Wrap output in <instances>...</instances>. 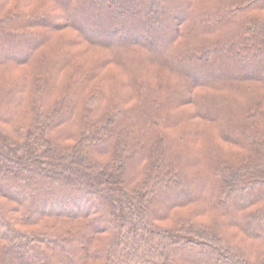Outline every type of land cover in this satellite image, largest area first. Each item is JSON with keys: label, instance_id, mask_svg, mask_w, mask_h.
Listing matches in <instances>:
<instances>
[{"label": "trees", "instance_id": "16d2710c", "mask_svg": "<svg viewBox=\"0 0 264 264\" xmlns=\"http://www.w3.org/2000/svg\"><path fill=\"white\" fill-rule=\"evenodd\" d=\"M0 264H264V0H0Z\"/></svg>", "mask_w": 264, "mask_h": 264}, {"label": "rangeland", "instance_id": "374dc122", "mask_svg": "<svg viewBox=\"0 0 264 264\" xmlns=\"http://www.w3.org/2000/svg\"><path fill=\"white\" fill-rule=\"evenodd\" d=\"M162 43V42H161ZM157 45L159 44L158 42L156 43ZM196 70H201V73H196L198 71ZM189 71L191 72V74L194 76V78H203L206 74H211V75H216L217 74V71L218 70H212V69H209L207 67H204V66H198L196 69H189ZM196 71V72H195ZM213 71V72H212ZM211 72V73H210ZM120 75L121 72H119ZM198 74V75H197ZM118 79V78H117ZM209 127L207 126L206 128H204L202 130V132L200 133V136L199 137H195L192 133H187L186 134V143H182L180 146L178 147H181L182 149H185L187 146L190 148V149H195L190 142H206L207 140L210 139L209 135H210V131H208ZM199 138V139H198ZM193 153L195 154V150L193 151Z\"/></svg>", "mask_w": 264, "mask_h": 264}]
</instances>
